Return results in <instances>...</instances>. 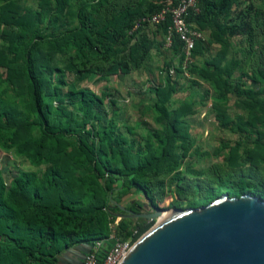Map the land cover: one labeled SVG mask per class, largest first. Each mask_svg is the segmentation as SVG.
<instances>
[{"label":"trees","instance_id":"1","mask_svg":"<svg viewBox=\"0 0 264 264\" xmlns=\"http://www.w3.org/2000/svg\"><path fill=\"white\" fill-rule=\"evenodd\" d=\"M181 1L0 0V151L30 167L7 180L0 163V264H59L98 242L103 264L113 238L135 243L155 224L121 206L200 208L225 193L264 201V0H197L186 19L204 38L188 66L178 35L167 46L171 13L151 22ZM167 52L162 82L148 88L153 125L140 133L121 118L117 90L89 84ZM209 103L241 139L222 142V162L202 171L192 161L208 154L190 118Z\"/></svg>","mask_w":264,"mask_h":264},{"label":"water","instance_id":"2","mask_svg":"<svg viewBox=\"0 0 264 264\" xmlns=\"http://www.w3.org/2000/svg\"><path fill=\"white\" fill-rule=\"evenodd\" d=\"M122 217L157 222L128 249L119 264H264V201L225 193L200 208H176Z\"/></svg>","mask_w":264,"mask_h":264},{"label":"rangeland","instance_id":"3","mask_svg":"<svg viewBox=\"0 0 264 264\" xmlns=\"http://www.w3.org/2000/svg\"><path fill=\"white\" fill-rule=\"evenodd\" d=\"M169 56H171L169 52H167L166 55L153 54V58L143 70L133 72L127 76H114L111 77L109 81H101L99 83L94 82L95 84L92 83L89 85L99 92H101L106 86L111 87L113 90H117L121 107V118H124L126 122H129L133 126L137 124L141 125L138 132L144 133L146 132L144 127L145 122L146 124L153 125V113L148 111L153 103L154 94L151 93L148 88L152 84H159L162 82L161 70L164 62ZM184 81L185 79L182 80V83L185 84ZM189 94L190 92L187 91L180 92L176 95L175 99L178 102L187 100L190 97ZM196 99H200V96L197 95ZM198 110L199 113L190 118L192 134L196 140V146L202 153L208 155L195 156L192 161V166L196 170L203 171L207 170L212 164L222 162V157L224 158V154L226 153L220 158L214 153V150L220 147L222 142L234 145L239 142L241 138L239 134L222 130L218 126V123L215 120V114L211 111V103L207 106H199ZM0 163L7 180L14 175L16 167L25 169L30 168L27 161L17 158L14 154H8L2 151H0ZM138 198V196L126 198L125 203L132 202ZM185 208L187 207L184 206L182 209ZM144 209H146L148 213L154 212V208L152 207L145 206ZM166 212L169 213L170 211H164L161 214ZM156 223L157 222H155V224Z\"/></svg>","mask_w":264,"mask_h":264},{"label":"built area","instance_id":"4","mask_svg":"<svg viewBox=\"0 0 264 264\" xmlns=\"http://www.w3.org/2000/svg\"><path fill=\"white\" fill-rule=\"evenodd\" d=\"M190 10H198L197 0H182L174 9L164 10L151 19L152 23H157L165 20L166 15L171 13L173 24L169 28L168 34L166 36L167 45H172L174 35L179 36L181 41L184 43L183 52L186 58L185 66H188L190 62L191 53L195 48L196 41L204 38L202 32L191 29L187 23L186 18ZM144 21L146 20L144 19ZM113 239L116 241V243L109 251L103 264H119L124 253L134 245V243H131V241H121L116 238ZM101 246V242L96 243V245L92 247L91 252L85 258L83 264H99L98 251Z\"/></svg>","mask_w":264,"mask_h":264},{"label":"crops","instance_id":"5","mask_svg":"<svg viewBox=\"0 0 264 264\" xmlns=\"http://www.w3.org/2000/svg\"><path fill=\"white\" fill-rule=\"evenodd\" d=\"M89 250L90 247L84 245L65 250L59 257V264H82Z\"/></svg>","mask_w":264,"mask_h":264},{"label":"bare ground","instance_id":"6","mask_svg":"<svg viewBox=\"0 0 264 264\" xmlns=\"http://www.w3.org/2000/svg\"><path fill=\"white\" fill-rule=\"evenodd\" d=\"M175 209H176V208H175ZM166 211H170V212H169V213L166 212V213L162 214V216H161L160 219H159V222H162V221L166 220L167 218H169V217L173 214L174 209H172V210H166ZM160 212L162 213V212H164V211H161V210H160Z\"/></svg>","mask_w":264,"mask_h":264},{"label":"flooded vegetation","instance_id":"7","mask_svg":"<svg viewBox=\"0 0 264 264\" xmlns=\"http://www.w3.org/2000/svg\"><path fill=\"white\" fill-rule=\"evenodd\" d=\"M145 211L147 212V210H146V209H144V212H145Z\"/></svg>","mask_w":264,"mask_h":264}]
</instances>
